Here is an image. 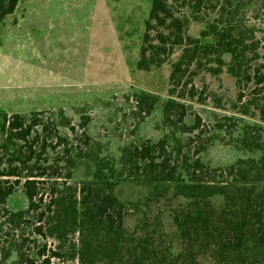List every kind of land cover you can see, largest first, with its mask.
Masks as SVG:
<instances>
[{
	"label": "trees",
	"instance_id": "16d2710c",
	"mask_svg": "<svg viewBox=\"0 0 264 264\" xmlns=\"http://www.w3.org/2000/svg\"><path fill=\"white\" fill-rule=\"evenodd\" d=\"M227 1L152 0L136 68H159L179 50L169 75V82L178 85L191 66L201 68L204 57H213L208 63H216L214 71L220 72L221 57L228 54L227 71L235 79L239 103L244 87L251 86L243 115L252 107L264 122V72L247 68V42L240 32L231 25L213 24L197 39L187 34L189 19L200 21L205 7L222 23ZM18 2L0 0V23ZM177 4L188 9V16L176 14ZM132 98V115L142 123L158 99L145 92ZM162 109V122L171 131L192 133L199 128L197 117L192 126L184 124V104L171 98ZM74 111L77 124L63 110L57 112L56 122H42L40 112L15 113L0 122V264L13 257L10 264H51L52 259L60 264H264V133L259 126H246L235 146L241 152L260 153L257 159L239 158L215 168L198 158L189 164L181 142L164 136L157 142L122 146L116 162L107 144L88 134L86 107ZM49 153L56 155L46 157ZM81 166L86 174L75 182ZM128 178L149 188L143 199L119 200L115 190ZM42 185L47 186L45 195ZM19 186L27 204L11 211L7 199ZM161 207H167L169 230ZM129 216H137L131 230Z\"/></svg>",
	"mask_w": 264,
	"mask_h": 264
},
{
	"label": "rangeland",
	"instance_id": "374dc122",
	"mask_svg": "<svg viewBox=\"0 0 264 264\" xmlns=\"http://www.w3.org/2000/svg\"><path fill=\"white\" fill-rule=\"evenodd\" d=\"M151 1L19 0L14 12L0 23V122L11 114L30 116L33 112H40L44 123L56 122L57 112L63 110L77 124L79 115L74 110L86 107L88 134L106 143L109 156L116 162L122 146L143 140L157 142L164 136L181 142L189 164L198 158L205 166L215 168L239 158H259L260 153L241 152L235 147L246 126H259L264 133V122L252 107L248 115H243L242 105L250 98L251 86L244 87L245 97L239 103L235 79L227 71L228 54L221 57L224 65L220 72L214 71L216 63H208L213 57H204L201 68L191 66L178 85L169 82V75L179 50L159 68L147 72L136 68ZM223 5L227 13L223 24L205 7L199 14L200 21L189 19L187 34L197 39L206 25H231L247 42V68L264 72V0H228ZM175 10L177 15L189 14L179 4ZM188 81L190 84L184 87ZM141 92L156 97L158 103L151 116L137 124L138 119L132 115V96ZM171 98L185 105L186 126H192L195 117L199 119L197 130L181 133L163 124L162 107ZM58 130L64 132L63 128ZM3 141L0 133V145ZM172 147L171 139L168 150ZM85 174V166L79 167L74 181ZM40 192L45 195L47 186L42 185ZM148 192L147 186L130 178L115 190L123 202H136ZM164 202L167 205V200ZM214 202L218 205L220 199ZM26 204L19 186L8 197L6 207L17 211ZM153 211L159 212L158 208ZM160 212L169 230L167 207H161ZM137 216L127 218L129 230ZM51 264L60 262L52 259Z\"/></svg>",
	"mask_w": 264,
	"mask_h": 264
}]
</instances>
